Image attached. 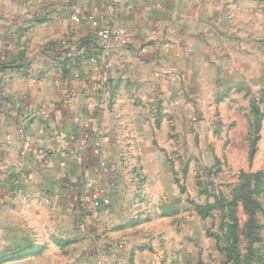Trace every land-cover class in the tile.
<instances>
[{
    "label": "rangeland",
    "instance_id": "374dc122",
    "mask_svg": "<svg viewBox=\"0 0 264 264\" xmlns=\"http://www.w3.org/2000/svg\"><path fill=\"white\" fill-rule=\"evenodd\" d=\"M203 5L220 34L210 31L203 60L193 59L195 80L168 77L191 62L160 54L156 79L96 94L106 185L75 175L110 203L93 207L88 195L82 206L55 192L34 217L16 209L0 264H264V0Z\"/></svg>",
    "mask_w": 264,
    "mask_h": 264
},
{
    "label": "crops",
    "instance_id": "0c3cea01",
    "mask_svg": "<svg viewBox=\"0 0 264 264\" xmlns=\"http://www.w3.org/2000/svg\"><path fill=\"white\" fill-rule=\"evenodd\" d=\"M30 1L0 0L2 244L15 240L6 230L12 214L26 210V217H34L46 195L56 192L86 204L89 194L76 173L105 187L108 173L99 155L94 105L99 91L101 99L111 82L127 90L156 79L162 74L155 68L160 54L175 66L187 57L190 69L167 76L177 75L184 84L189 75L195 80L193 59L210 31L220 34L209 29L204 0H37V12ZM90 15L122 28L124 41H101L86 19ZM137 66H151L154 75L135 74Z\"/></svg>",
    "mask_w": 264,
    "mask_h": 264
},
{
    "label": "built area",
    "instance_id": "2783aa9c",
    "mask_svg": "<svg viewBox=\"0 0 264 264\" xmlns=\"http://www.w3.org/2000/svg\"><path fill=\"white\" fill-rule=\"evenodd\" d=\"M87 19H89L91 25L95 28L97 37L101 40H104L106 42L120 40L124 41L125 36L122 29L114 28L113 26H110L108 24H103L99 19L92 18V16H88ZM73 20L79 21L80 17L77 15H73ZM91 201L93 207H100L110 203V199L107 197H103L98 189H95V191L92 193Z\"/></svg>",
    "mask_w": 264,
    "mask_h": 264
}]
</instances>
